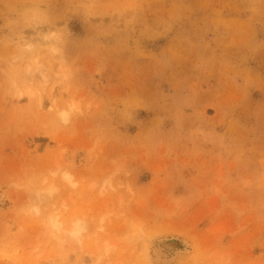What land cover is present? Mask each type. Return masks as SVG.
I'll return each instance as SVG.
<instances>
[{"label": "rangeland", "instance_id": "1", "mask_svg": "<svg viewBox=\"0 0 264 264\" xmlns=\"http://www.w3.org/2000/svg\"><path fill=\"white\" fill-rule=\"evenodd\" d=\"M55 170L88 264H264V0H0L1 259Z\"/></svg>", "mask_w": 264, "mask_h": 264}, {"label": "bare ground", "instance_id": "2", "mask_svg": "<svg viewBox=\"0 0 264 264\" xmlns=\"http://www.w3.org/2000/svg\"><path fill=\"white\" fill-rule=\"evenodd\" d=\"M23 45L24 47H27V46H30V43L28 44L25 43ZM23 45H20V46L22 47ZM67 112H68L67 110L61 111L60 117L62 120H66L68 116ZM55 174L58 175V178L60 180H56V178L53 177L52 182H48L47 176H41L42 178L40 179L39 184L37 186V190L35 191L34 202L31 205V209L33 210V215H35L36 217L39 216V214H41L42 208L50 209L49 214H46V217L44 218L45 221L47 222L46 223L47 227L45 226L46 227L45 230H47V236H46L47 238H46L45 244L46 246H48V248L51 250L52 253L50 255L48 253H47L48 255L47 254L44 256L42 255L43 257H41V261L38 262V261H35L36 259L34 258L42 254V252L39 253L36 251H32L31 249H28L27 251H25L23 248L24 247L23 245L21 246L18 245L19 247L13 248L12 250L13 254H11L8 257L6 256L7 259L0 258L1 259L0 264H88V261L86 259V256H84V254H89L93 252H89L87 251V249L86 250L83 249L82 242L84 240H81V239L84 238V235L82 236L83 232H85L86 234H89V230H90L89 217L88 216L85 217V215L82 216L81 212L79 213L77 211H70L68 213V217L64 218V213L68 210V208L71 205L69 201H65V202L61 201L59 206L53 207L56 202L54 200L58 199V197H60L61 195V192H59L61 191L59 190L60 186L62 184H65V185H68L69 189L75 188L76 186H78L77 185L78 181L75 178L74 174L72 172L70 173L67 170H62L60 171V173H57L56 170L52 171V175H55ZM90 187L93 188L92 183ZM1 194L3 193L1 192ZM4 198L8 199L7 197H4ZM3 206H4V199H3V196L1 197L0 195V209ZM40 216L42 217L43 215L41 214ZM101 228H102L101 224L96 225V229L99 230ZM38 229H36V231H39ZM40 235H41V231H40ZM45 235H46V231H45ZM43 236L44 235H42V237ZM42 237L40 236L41 241H42ZM37 240H38V237H37ZM40 242H39V245H41ZM153 242H154L153 244L155 247V257L154 258L155 260L161 261V264H168L173 260L176 254H184L185 252L187 253L188 251L185 240L181 239L177 235L158 236L154 239ZM26 244L28 245V243ZM35 245L37 244H34V246ZM31 247H33V245H31ZM42 248H40L39 251H41ZM48 248H46L45 250L46 252L47 251L49 252ZM36 249H38V247ZM105 250H107V245L105 246ZM82 251L84 252L80 254ZM152 256H154V254ZM9 257H10V260H9ZM155 262H157L156 264L160 263L158 261H155ZM146 263H147V260H146Z\"/></svg>", "mask_w": 264, "mask_h": 264}]
</instances>
